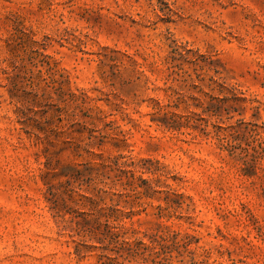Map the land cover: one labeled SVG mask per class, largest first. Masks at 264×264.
<instances>
[{
    "label": "rangeland",
    "instance_id": "obj_1",
    "mask_svg": "<svg viewBox=\"0 0 264 264\" xmlns=\"http://www.w3.org/2000/svg\"><path fill=\"white\" fill-rule=\"evenodd\" d=\"M17 30L47 44L87 114L108 116L106 132L123 141L105 155L155 172L143 174L151 198L112 189L123 211L154 213L126 219L138 238L168 226L173 264H264V0H0V264H101L46 200L41 147L10 97L35 71L32 43L6 42ZM88 159L71 177L82 193Z\"/></svg>",
    "mask_w": 264,
    "mask_h": 264
},
{
    "label": "trees",
    "instance_id": "obj_2",
    "mask_svg": "<svg viewBox=\"0 0 264 264\" xmlns=\"http://www.w3.org/2000/svg\"><path fill=\"white\" fill-rule=\"evenodd\" d=\"M34 36L33 33L27 35L17 30L6 41L7 44L16 39L24 44L32 43L29 46L33 54L31 65L35 68V71L27 69L33 80L20 93L19 89L10 90V97L16 106L17 116L30 120L26 124L31 127L28 133L35 137V144L41 147L44 158L41 177L53 216L62 222L75 221L95 243L88 248L102 250L101 264H173L174 257L167 249L176 247L180 250V247L170 235L168 226L163 229L159 227L156 233L138 238L139 231L132 227L133 223L128 226L126 219L142 213L146 216L154 213H148L144 204H140L143 208L138 211L125 212L118 208L114 200L117 193L112 192L120 185L128 191L127 194L131 192L139 198H151L154 179L144 178L143 174L155 172L130 161L128 156L121 153L105 155L108 151L119 149L123 140L106 132L108 124L104 119L108 116L101 109L96 107L98 111L95 116L87 114L95 109L87 108L80 102V96L69 87V77L61 71L59 62L45 53L47 44L35 40ZM8 46L11 56L6 61L14 68L16 51L12 52V46ZM179 67L172 65L168 69L174 73ZM213 81L219 83L215 79ZM88 122L92 125L101 122L103 126L89 128ZM165 126L170 130L180 129L178 124L167 122ZM217 137L223 143V148L227 149L229 141L219 134ZM72 138L76 141H71ZM85 156L89 157L85 169L87 188L86 193H82V186H73L71 177L77 179L80 165L77 160ZM155 182L159 183L158 180ZM107 200L111 202L110 206H107ZM70 201H82L89 211L75 214L69 209ZM158 209L159 212L155 213L158 220L170 217L164 214L162 206H158Z\"/></svg>",
    "mask_w": 264,
    "mask_h": 264
}]
</instances>
